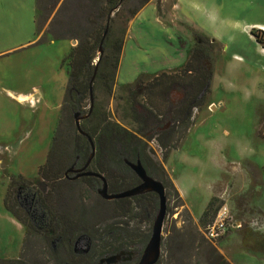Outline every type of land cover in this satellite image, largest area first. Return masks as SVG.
I'll list each match as a JSON object with an SVG mask.
<instances>
[{
  "label": "rangeland",
  "instance_id": "rangeland-1",
  "mask_svg": "<svg viewBox=\"0 0 264 264\" xmlns=\"http://www.w3.org/2000/svg\"><path fill=\"white\" fill-rule=\"evenodd\" d=\"M48 1L42 0V5L48 8L51 5ZM61 1H56L45 21V13L37 17L36 8L33 16V39L42 40L41 45L55 41L53 45L0 54V201L9 176H21L34 186L49 216L59 218L56 222L59 227L63 226L65 217L77 219L78 213L85 226L115 223L117 242L122 246L107 256L121 252L113 264H136L150 233L157 199L147 219L137 207L121 216L116 215L115 205L80 183L70 185L61 178L44 187L38 184L36 170L44 161L60 115L67 73L65 56L76 43L49 40L44 34ZM149 1L155 4V0ZM174 1L159 0L163 17L156 14L176 38L167 41L179 48L180 55L188 57L193 46L192 32L212 39V62L209 85L201 104L191 110L188 129L182 135L179 129H174L176 133L165 149H161L152 137L145 138L150 161L161 167L172 185L165 190L160 252L155 264H264V247L245 242L246 238L256 240L264 235V30L254 26L246 28L225 46V41L232 38L230 33L221 37L218 32H205L197 26L171 19L168 11ZM245 1L222 0L219 13L231 12L234 4ZM254 3L264 5V0ZM242 8L245 15L250 11L248 6ZM186 10L183 6L179 8L184 19ZM18 18L14 22V36L10 33L9 38L30 39L31 36L22 31L28 27L25 14L22 12ZM130 19L123 24L120 19L116 20L117 25L124 28L123 42L128 35ZM261 20H264V12ZM208 23L206 20L204 24ZM9 25L11 30L13 23ZM8 42L0 38V49L8 46ZM119 62L120 57L116 72ZM152 76L140 74L132 83L121 86L116 84L114 76L110 94L103 93L98 86L94 100L110 120L133 131L137 125L126 113L127 91L138 78L147 80ZM19 93L26 96L19 97ZM180 95L179 88L170 90L166 111L177 104ZM78 111L83 115L85 108ZM155 119L148 136H153L158 129L174 126L168 116ZM63 123L67 135L75 132L72 116L64 117ZM210 201L211 211L201 224L200 215ZM219 209L238 226L215 241H208L202 235L203 227L212 221ZM17 211L25 221L31 219L27 202ZM18 225L19 222L0 207V259L17 258L22 247L25 251V245L21 247L23 228ZM84 249L82 241L73 246L75 252ZM60 264L67 263L62 260Z\"/></svg>",
  "mask_w": 264,
  "mask_h": 264
},
{
  "label": "trees",
  "instance_id": "trees-1",
  "mask_svg": "<svg viewBox=\"0 0 264 264\" xmlns=\"http://www.w3.org/2000/svg\"><path fill=\"white\" fill-rule=\"evenodd\" d=\"M57 0H50V6L35 0L37 17L45 13V21ZM149 0H62L46 25L44 34L49 40H75L65 56L67 73L61 100L60 115L50 138L44 161L37 167L39 186H47L63 178L68 184H82L95 193L100 185L93 176H79L72 179L73 173H63L73 165H84L90 148L86 139L76 130L67 135L63 118L72 116L79 108H85L79 128L90 139L93 155L86 170L100 175L106 184L107 193H118L139 183L136 176L124 163L138 160L145 173L159 181L165 190L172 188L161 167L152 163L147 155L145 138L152 137L161 149H165L179 129L182 135L191 125V110L202 102L203 93L209 85L210 63L212 62L213 40L192 32L193 46L184 64L174 72H159L147 80L138 78L128 89L125 97L126 113L137 125L131 131L110 120L108 115L94 100L96 87L110 94L123 44L124 28L116 20L123 22L131 18ZM155 11L163 17L159 0H155ZM101 54L97 47L103 31ZM42 40H36L35 44ZM98 57V60L96 58ZM207 64V66H206ZM92 76L91 83L89 80ZM89 87L92 103L89 108ZM181 90L177 104L166 111L170 90ZM82 115V116H83ZM168 116L174 125L159 129L153 136L149 130L157 117ZM144 135V137H142ZM165 139V141L163 140ZM47 192V190H46ZM155 194L143 193L131 197L108 200L115 205L116 215L126 216L131 209L139 208L149 218L155 208ZM27 202L31 209L27 221L20 217L17 209ZM2 207L23 228L21 251L17 258L0 259V264H95L100 258L118 251L122 245L117 242V232L112 224L85 226L82 216L65 217L63 226L56 222L59 218L49 216L40 202L35 188L21 176H9L2 198ZM212 201L208 202L200 215L199 222L211 211ZM33 220V221H32ZM51 224H54L52 227ZM49 233V235H48ZM253 240V241H251ZM77 241L84 243L85 249L73 251ZM247 244L264 247V235L258 239L246 238ZM53 244L54 246H52ZM24 251V253H23ZM26 256V257H25Z\"/></svg>",
  "mask_w": 264,
  "mask_h": 264
},
{
  "label": "crops",
  "instance_id": "crops-1",
  "mask_svg": "<svg viewBox=\"0 0 264 264\" xmlns=\"http://www.w3.org/2000/svg\"><path fill=\"white\" fill-rule=\"evenodd\" d=\"M254 1L247 0L244 4H239L242 5L241 7L234 4L231 12L225 11L220 14L219 11L223 7L222 0H217V2H212V0H175L169 8L168 15L173 20L197 26L205 32H218L221 37H225L230 33L232 38L230 41H225V46H228V43H231L236 35L239 36L243 33L246 28L254 26L264 30V20H261L264 5L255 4ZM181 6L187 8L186 19L182 18L183 14L179 13ZM244 6H248L247 9L250 10L246 15L243 14L244 9L242 7ZM22 12L25 14V20L27 19L26 22L28 23L26 24L28 27L22 29V31L27 32L31 38L20 41L15 37L13 40L9 38V35L15 33L14 22L19 20L18 15ZM34 12L35 0H0V31L2 32L0 38L9 41L8 46L0 49V54L8 55L32 46H50L54 44L55 41L51 44H35L36 40L33 39L35 30V24H33ZM206 20L209 21V27L204 24ZM10 23H13L11 30H9ZM168 38L176 39L157 18L154 3L148 1L129 20L128 35L122 44L120 62L115 75L116 84L118 86L128 85L140 74L155 75L159 72H170L184 64L187 55H180L179 48L177 49V46L173 47L167 41ZM248 44L250 43L248 42ZM252 48L254 49V47ZM21 96L26 95L19 93V97ZM0 207L4 210L2 199ZM18 227L22 229L21 225H18Z\"/></svg>",
  "mask_w": 264,
  "mask_h": 264
},
{
  "label": "water",
  "instance_id": "water-1",
  "mask_svg": "<svg viewBox=\"0 0 264 264\" xmlns=\"http://www.w3.org/2000/svg\"><path fill=\"white\" fill-rule=\"evenodd\" d=\"M121 0H119L120 2ZM106 30L103 31L101 40L99 42V45L97 47V54H101V41L103 37L105 36ZM71 43L74 44L75 40H71ZM98 60V57L96 58ZM92 76L89 80V85L91 83ZM89 93V108L92 103V92L91 88L89 87L88 90ZM211 108H213L211 106ZM85 117V115H80L77 111L73 112L72 118H73V124L76 132L83 136L90 148L88 157L84 163V165L80 168H73V165H71L64 173V177L66 176L67 173H73L74 175L71 177L77 178L79 176H93L99 179L100 185L96 189L95 193L97 196L103 200H114V199H120V198H125V197H131L143 193H153L156 196L157 199V211L153 217L152 220V225L150 229V233L148 236V239L141 251V254L139 256V259L136 264H155L158 260L159 257V252H160V243H161V225H162V220L164 217V211H165V194H164V189L162 184L148 176L144 169L142 168L140 162L138 160H135L134 163H129L125 162L124 163L127 165V167L131 170V172L136 176L138 179L139 183L135 185L134 187H131L127 190L118 192V193H107L106 192V184L105 180L98 174L90 172L86 170L87 164L92 158L93 155V146L92 143L89 139V137L80 130L79 128V120ZM167 126L166 124L164 125ZM159 130V129H158ZM121 252L113 255V256H107V257H102L100 258L96 264H113L115 263L119 258H120Z\"/></svg>",
  "mask_w": 264,
  "mask_h": 264
},
{
  "label": "built area",
  "instance_id": "built-area-1",
  "mask_svg": "<svg viewBox=\"0 0 264 264\" xmlns=\"http://www.w3.org/2000/svg\"><path fill=\"white\" fill-rule=\"evenodd\" d=\"M238 223L225 212L219 209L212 221L203 227L202 235L208 241H215L230 229L236 228Z\"/></svg>",
  "mask_w": 264,
  "mask_h": 264
},
{
  "label": "bare ground",
  "instance_id": "bare-ground-1",
  "mask_svg": "<svg viewBox=\"0 0 264 264\" xmlns=\"http://www.w3.org/2000/svg\"><path fill=\"white\" fill-rule=\"evenodd\" d=\"M213 107V106H212Z\"/></svg>",
  "mask_w": 264,
  "mask_h": 264
}]
</instances>
